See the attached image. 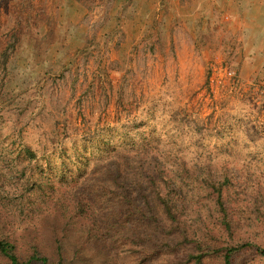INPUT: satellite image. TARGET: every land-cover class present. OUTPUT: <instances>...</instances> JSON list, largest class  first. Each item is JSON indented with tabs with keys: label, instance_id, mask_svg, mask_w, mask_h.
<instances>
[{
	"label": "rangeland",
	"instance_id": "obj_1",
	"mask_svg": "<svg viewBox=\"0 0 264 264\" xmlns=\"http://www.w3.org/2000/svg\"><path fill=\"white\" fill-rule=\"evenodd\" d=\"M255 25L263 44L264 0H0V56L14 43L0 61V239L21 262L185 264L210 246L205 264H223L248 243L233 264H264V95L251 86L264 71L240 67ZM137 149L162 161L152 178L179 226L168 246L127 244L81 216L85 187L72 182ZM137 166L123 173L131 181L144 179ZM81 201L103 221V202Z\"/></svg>",
	"mask_w": 264,
	"mask_h": 264
},
{
	"label": "trees",
	"instance_id": "obj_2",
	"mask_svg": "<svg viewBox=\"0 0 264 264\" xmlns=\"http://www.w3.org/2000/svg\"><path fill=\"white\" fill-rule=\"evenodd\" d=\"M7 47L3 50L0 61L4 65H6V61L8 59L9 51L14 47V43H10L6 45ZM27 152H31L29 149ZM133 152V154H129ZM145 150L137 149V150H128V154L122 157H109L111 159V163L114 162L118 164V169L114 171H110L108 169V162L105 163L104 169L96 172L92 176H88L82 181L80 185V178H76L72 185L83 186L85 190L82 191L79 195V198L85 200L87 203H92L94 201H101V209L103 211L101 217L103 221L99 220L97 215H95L85 203H83L77 197V203L81 206V216L87 215L88 222H92V224L88 223V227L91 231L94 230V225L101 226V224H110L111 229H115L116 233H120L118 235L119 238L123 239L125 243L131 242L132 244H141L143 248H145V243L148 241H155L157 244L167 245L169 243L175 242L170 236L173 232L179 229L178 226V215L176 213V206L174 205L172 199L168 194L162 192V189L158 187L154 178H152V170L158 169L160 170L162 166V161L160 158L156 156H148L146 159L140 160L143 157V153ZM32 156V153L30 154ZM133 159H137L138 166L140 168V173L142 178L148 180V188L149 194L145 189L144 179L138 181H131L127 176L123 173L126 169L131 165V161ZM165 166V165H164ZM122 168L124 171H122ZM111 175L108 176L107 172ZM116 171H120V173ZM99 174V175H98ZM166 181V180H164ZM133 182V183H129ZM170 186V183H169ZM138 192V198L135 197V193ZM217 204L222 210V212L226 213L224 202L222 199L221 191L217 190ZM68 198L72 201L76 199L74 195H68ZM154 201V202H153ZM111 205L115 208H112ZM158 207L163 211L164 218H160L159 216L151 215L154 212V208ZM106 211H105V210ZM136 211L137 214H140L139 219L136 222L132 223V211ZM225 218V216H224ZM103 222V223H102ZM226 225L229 227V223L227 221ZM164 234L162 238L163 241L158 237V235ZM157 235V237H156ZM102 245L105 244L104 237L101 236ZM169 237V238H168ZM169 239L171 242H169ZM186 244L192 246L195 244L191 241V239H187V241H178L176 242V246ZM141 248V249H143ZM169 248H172L169 246ZM198 251H203L202 245H198ZM175 249V247H174ZM171 249V250H174ZM253 249V245L251 244H243L239 247H233L228 249L223 255V264H233V256L239 251ZM256 250H260V248H254ZM215 251L211 250L210 246L207 251H203L200 254H191L188 257V260L184 261L185 264H188L190 261L194 264H205V260L208 256L214 254ZM261 254H264V250L260 251ZM107 253H112L107 250ZM0 254L8 259L10 264H32L33 262H39L40 264H48L46 258H39L34 255L29 261L21 262L18 256L15 253V247L10 242L6 240L0 239ZM58 264H63L62 259Z\"/></svg>",
	"mask_w": 264,
	"mask_h": 264
},
{
	"label": "crops",
	"instance_id": "obj_3",
	"mask_svg": "<svg viewBox=\"0 0 264 264\" xmlns=\"http://www.w3.org/2000/svg\"><path fill=\"white\" fill-rule=\"evenodd\" d=\"M257 25H255L254 31L251 33L250 38H245L246 44L250 43L252 44L251 47H247L244 44V50L245 53L243 55H240L241 57V71L242 74L246 77H255L259 74H262L261 72L264 71V43L262 44L261 40V34L259 32L263 29L262 27L256 28ZM240 30V33L238 34V40L244 41V39L241 38V30L244 29H238ZM240 35V36H239ZM264 40V39H263Z\"/></svg>",
	"mask_w": 264,
	"mask_h": 264
},
{
	"label": "built area",
	"instance_id": "obj_4",
	"mask_svg": "<svg viewBox=\"0 0 264 264\" xmlns=\"http://www.w3.org/2000/svg\"><path fill=\"white\" fill-rule=\"evenodd\" d=\"M223 72L229 78V80H231L232 88L239 89L240 92V89H242V83L239 81V79H236L235 73L230 69H228L227 67L224 68ZM251 86L254 93L257 92L260 93L261 95H264V82H260L259 84H251ZM246 92L247 91L242 92L240 94V97L242 98Z\"/></svg>",
	"mask_w": 264,
	"mask_h": 264
}]
</instances>
